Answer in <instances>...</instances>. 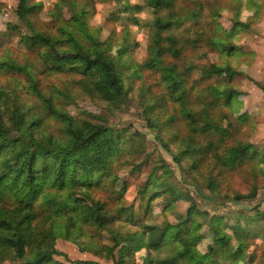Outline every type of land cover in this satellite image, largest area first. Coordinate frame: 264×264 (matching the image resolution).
Returning a JSON list of instances; mask_svg holds the SVG:
<instances>
[{
	"label": "rangeland",
	"instance_id": "rangeland-1",
	"mask_svg": "<svg viewBox=\"0 0 264 264\" xmlns=\"http://www.w3.org/2000/svg\"><path fill=\"white\" fill-rule=\"evenodd\" d=\"M31 1L42 7L29 21L17 19V0L0 4V62H14L28 68L42 92L51 96L54 107L75 121L91 120L121 134L118 158L109 178L104 180V187L96 190L94 195L106 203L111 214L121 210L119 221L112 225V230L125 235L137 232L150 244V248L144 247L132 254L129 264L150 261L168 264L169 249L165 246L156 249L151 242L157 239L165 225L180 223H184L186 229L192 223L200 224L197 235L201 236V241L193 247L197 256L209 255L217 228L232 236L231 258L234 254L240 255L237 246L243 241L246 257H242L240 264H264V220L257 222L258 214H264V163L254 161L235 168H222L205 148L208 142L217 143L218 140L199 133L193 134V145H189L194 153H185L191 135L187 121L180 113L181 108L166 97L159 73L145 67L150 58L149 26L154 22L153 11L144 6L143 0ZM195 1L180 0L178 8L201 11L198 22L207 32L208 11L215 10L213 22L221 26L226 38L229 36L234 51L222 54L201 43L198 49L197 44L185 43L187 47L179 58L165 55L163 59L180 73H184L185 65L191 62L199 67L209 64L229 66L239 72L231 81L222 76L201 84L199 89L215 82L241 93L230 108L218 107L211 113L220 116L222 127L234 126L224 146L249 143L263 156L264 92L256 84L264 85V0H198L205 6L204 10L195 5ZM82 7L88 11L85 25L73 19ZM238 24L243 26L237 27ZM60 27L77 38L83 47L107 51L117 62L125 96L116 106L111 107L84 94L76 87L74 81L78 78L75 76L46 75L45 70L42 74L39 72L43 63L38 60V50L27 49L21 39L32 31L52 39L60 37ZM170 33L177 38L187 37L191 29L189 24H183ZM161 37L165 38V35ZM167 45L162 43L164 47ZM197 77V74L190 76L188 87ZM196 92L189 89L186 99L189 108L198 101H210L206 94L198 96ZM15 105L28 116H41L42 125L35 137L61 133L62 124L45 114L42 103L29 90L23 74L2 69L0 109L2 112L7 107L14 110ZM193 109L197 111L200 107L193 106ZM222 150L223 146L219 148ZM113 178L116 181L111 183ZM168 186L174 190L172 197L164 192ZM215 218L223 220L213 225ZM238 227L250 235L235 237L233 231ZM110 238L108 230L101 232L104 244L109 245ZM81 241L86 242L87 238ZM57 249L67 256V264H112L110 260L79 252L71 243L59 241ZM149 251L151 258L147 257ZM251 254L255 256L252 263ZM57 260L64 261L62 257ZM216 260L217 264L229 262L221 253ZM2 264L12 263L5 261Z\"/></svg>",
	"mask_w": 264,
	"mask_h": 264
},
{
	"label": "trees",
	"instance_id": "trees-1",
	"mask_svg": "<svg viewBox=\"0 0 264 264\" xmlns=\"http://www.w3.org/2000/svg\"><path fill=\"white\" fill-rule=\"evenodd\" d=\"M143 1L154 15V22L149 26L150 58L145 67L159 73L166 97L177 102L181 108L180 113L187 121L191 135L185 153H194L195 150L189 145H193V134L199 133L201 136L212 135L218 140L217 143L208 142L205 148L222 168H235L254 161L264 163V154L262 156L255 151L252 144L241 142L224 146L234 126L229 124L222 127L220 116L211 113L218 107L230 108L241 93L215 82L199 89L201 84L214 78L224 76L231 81L240 73L229 66L209 64L199 67L192 62L185 65L184 73H180L163 59L165 55L179 58L187 47L185 43L197 44V49L201 43L213 52L222 54L233 52L235 47L229 42V36L226 38L221 26L213 22L216 11H208L207 32L198 22L201 11L178 8L180 0ZM194 4L205 9L198 0ZM41 7L31 0H17L15 15L19 20L29 21ZM87 18L88 11L84 7L73 16L74 21L81 22V25H85ZM183 24H189L190 36L177 38L171 35L172 30L179 29ZM241 26L243 24L237 25ZM11 27L8 26V29ZM59 31L60 37L53 39L34 31L21 39L27 49L38 50V60L43 63L39 72L42 74L45 70L46 75L75 76L78 80L74 83L84 94L111 107L116 106L125 96V90L122 74L112 55L107 51L83 47L64 27H60ZM162 43L168 45L164 47ZM2 69L23 74L29 90L42 103L45 114L60 121L62 130L58 136L49 134L35 137V132L42 125L41 116H28L27 112H20L17 105L14 110L7 107L2 112L0 109V264L5 261L12 264H67L69 259L57 249L59 241L71 243L79 252L110 260L112 264H129L132 254L138 249L150 248V244L146 237L137 232L125 235L112 230V225L119 221L121 210L111 214L106 203L94 195L96 190L104 187V180L109 178L118 158L121 134L91 120L77 122L65 112L57 110L51 96L42 92L28 68L3 61L0 62ZM192 74L198 77L188 87ZM256 85L264 92L263 84ZM189 89L197 91L198 96L206 94L210 101H198L189 108L186 101ZM193 106L200 109L196 111ZM12 133L14 135L11 136ZM222 146L223 150L219 151ZM114 181L116 178L111 183ZM169 187L164 192L172 197L174 190ZM258 215L260 218L257 222L264 220L263 213ZM222 220H214L213 225ZM200 228L198 223H192L188 229L184 223L165 225L151 245L156 249L164 246L169 249L168 264H217L220 253L226 256L228 264H240L242 257H246L242 241L243 244L237 246L240 255L234 254L231 258L232 236L217 228L209 255L197 256L193 247L201 241V236L197 235ZM104 230H108L111 236L109 245L101 241ZM233 234L239 238L250 235L241 227ZM84 237L87 238L86 242L81 241ZM122 245L127 246L122 248ZM150 252L148 258H151ZM58 257L64 261L57 260ZM250 257L252 263L255 256L251 254ZM147 264L154 263L150 261Z\"/></svg>",
	"mask_w": 264,
	"mask_h": 264
},
{
	"label": "crops",
	"instance_id": "crops-1",
	"mask_svg": "<svg viewBox=\"0 0 264 264\" xmlns=\"http://www.w3.org/2000/svg\"><path fill=\"white\" fill-rule=\"evenodd\" d=\"M8 2V1H10V0H0V4L2 5L4 2ZM17 3V2H16ZM17 5V4H16Z\"/></svg>",
	"mask_w": 264,
	"mask_h": 264
}]
</instances>
